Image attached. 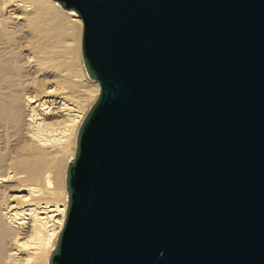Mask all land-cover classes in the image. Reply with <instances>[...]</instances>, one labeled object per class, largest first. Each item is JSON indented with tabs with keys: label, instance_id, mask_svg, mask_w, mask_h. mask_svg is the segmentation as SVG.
I'll return each mask as SVG.
<instances>
[{
	"label": "water",
	"instance_id": "1",
	"mask_svg": "<svg viewBox=\"0 0 264 264\" xmlns=\"http://www.w3.org/2000/svg\"><path fill=\"white\" fill-rule=\"evenodd\" d=\"M99 93L48 264H264V0H54Z\"/></svg>",
	"mask_w": 264,
	"mask_h": 264
},
{
	"label": "bare ground",
	"instance_id": "2",
	"mask_svg": "<svg viewBox=\"0 0 264 264\" xmlns=\"http://www.w3.org/2000/svg\"><path fill=\"white\" fill-rule=\"evenodd\" d=\"M59 6L0 0V264L48 263L67 207L65 158L99 93L81 20Z\"/></svg>",
	"mask_w": 264,
	"mask_h": 264
},
{
	"label": "rangeland",
	"instance_id": "3",
	"mask_svg": "<svg viewBox=\"0 0 264 264\" xmlns=\"http://www.w3.org/2000/svg\"><path fill=\"white\" fill-rule=\"evenodd\" d=\"M60 7V6H59ZM61 9V8H60ZM10 10V9H9ZM65 11V10H64ZM73 15H72V17H75V16H77L75 13H72ZM75 14V15H74ZM70 46V45H69ZM62 47H65V48H69V53L70 52H72V53H77V51H76V49L74 48L73 49V47L71 46V47H68V46H65L64 45V43H63V45H62ZM62 50H64L63 48H61ZM66 51H67V49H66ZM79 52V51H78ZM89 78V77H88ZM92 80V79H91ZM64 145H66V143L64 144ZM73 146H76V145H73ZM72 146V150L73 151H71L70 152V155H68V156H66V158H65V161L68 163V161H70V159H72V157H73V155H74V152H75V149H74V147ZM72 153V154H71ZM63 185H65V180H64V177H63ZM48 264V263H47Z\"/></svg>",
	"mask_w": 264,
	"mask_h": 264
}]
</instances>
